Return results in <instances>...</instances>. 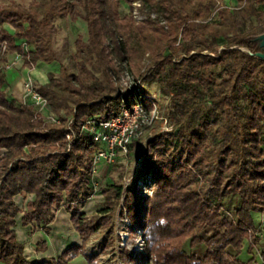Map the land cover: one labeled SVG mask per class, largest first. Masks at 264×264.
I'll return each instance as SVG.
<instances>
[{"label":"trees","instance_id":"1","mask_svg":"<svg viewBox=\"0 0 264 264\" xmlns=\"http://www.w3.org/2000/svg\"><path fill=\"white\" fill-rule=\"evenodd\" d=\"M137 1L164 18L168 29L151 19L136 24L121 15L123 3ZM222 1L39 0L26 10L0 6V48L7 43L14 52L18 41L28 42L37 69L56 61L52 20L86 23L88 42H76L79 74L66 76L64 84L51 79L38 86L54 111L63 94L73 99L76 133L85 121L111 120L136 103L150 111L141 90L118 94L115 62H127L139 77L147 54L146 85L157 84L171 99L168 117L174 128L148 143L141 173L125 192L123 186L103 190L105 215L93 222L77 206L89 197L92 156L99 146L82 136L69 150L70 119L60 118L58 126L37 121L32 107L7 93V74L0 73V264H36L24 257L15 232L22 213L15 199L28 196L35 200L24 213V227L37 225L49 234L57 209L65 207L82 239L81 246L49 264H71L81 256L97 264L87 245L103 235V252L115 246L113 214L122 198L133 231H142L146 244L145 254H124V264H256L261 230L253 215H264V60L257 54L264 48L257 33H244L233 16L263 21L264 12L256 6L264 0H237L238 13L220 10L214 16ZM139 185L150 188L151 195H143ZM231 198L239 200L233 220L224 213ZM187 243L191 250L204 246L205 254H188Z\"/></svg>","mask_w":264,"mask_h":264},{"label":"rangeland","instance_id":"2","mask_svg":"<svg viewBox=\"0 0 264 264\" xmlns=\"http://www.w3.org/2000/svg\"><path fill=\"white\" fill-rule=\"evenodd\" d=\"M33 2L28 0L7 2L4 0V5L11 4L20 9L26 10ZM256 8L264 12V5H257ZM239 9L240 6L237 0H223L214 11V16H216L220 10H226L233 14L238 13ZM120 12L122 16L127 14L130 15L136 24H141L146 20L151 19L157 21L165 28V30L168 29L166 20L159 17L151 8L144 7L141 1H137L131 6L123 3L120 7ZM233 19L239 23V29L241 28L244 30V33H257L258 38L264 35V33H260L261 26L264 25V20L261 21L257 17L245 19L238 14H234ZM51 25L52 28L50 34L52 36L56 61L51 65H38V71L43 75V79L40 80L36 77V74H34L36 84L39 87L46 85L51 79L56 80L59 84H64L66 76L78 75V65L81 60L77 56L76 42L80 38L85 43L88 42L87 25L82 20L74 22L69 18L56 17L51 21ZM148 56L149 54H147L143 60L142 65L144 68L140 70L139 77L127 62L115 60L117 67L120 69V86L118 94L125 95L129 90H141L148 100H152V103L150 102V111L156 108L159 115L158 118L154 120L153 124L144 127L141 139L134 144L128 155H120L114 164H104L100 167L99 173L95 178L96 188L91 184V189L86 191V194L89 197L77 206L78 210L93 222H99L105 215L103 212L108 203L103 195V190L112 188L113 186H123L125 192L128 186L133 184L141 173V165L146 155L148 143L163 133L172 134L174 132V128L168 117L171 99L161 95L157 84H153L149 87L146 85L145 70L149 65ZM87 67L90 71L95 73L96 77L101 82L105 84V79L100 72H96L94 67L90 64H87ZM215 72L218 76L222 73L220 69H216ZM59 105L57 111H54V108L51 107V112L59 118H67L71 120L75 109L73 99L69 95L63 94L59 99ZM2 152L3 151H0V154H2ZM138 189H140L145 196L151 195L150 188H144L139 185ZM238 202L239 200L237 198H231L227 201V211L224 210V213L230 220L234 219L235 208L238 206ZM121 213L123 218H121ZM113 215L114 221L112 226H114L116 232L115 246L108 249L106 252H103V235L93 236L90 243L87 245V252L91 255L97 256V264H124L122 261V256L124 254L129 253L131 256H135L136 254L146 253L143 232L140 230L136 232L133 231L128 213L124 208V198H122L120 203L116 204ZM245 247L247 249V242L245 243ZM257 250L258 248H254L255 255L261 263L262 254L261 252L258 254ZM184 251L188 254L195 253L202 257L205 254V247L200 246L191 250L189 243H187L184 246ZM86 264H88L87 261Z\"/></svg>","mask_w":264,"mask_h":264},{"label":"built area","instance_id":"3","mask_svg":"<svg viewBox=\"0 0 264 264\" xmlns=\"http://www.w3.org/2000/svg\"><path fill=\"white\" fill-rule=\"evenodd\" d=\"M18 47L10 52L7 43L0 48V73H9L21 69L23 75V99L20 104L32 107L35 111V119L46 125H60L61 119L51 112V104L48 99L41 96L34 77L36 64L32 62V46L26 41H18ZM150 102L152 100H149ZM152 103V102H151ZM156 108L146 112L136 103L132 109L123 108L122 111L111 120L99 118L89 119L83 123L78 133L73 129V121L70 120L66 136L69 150L77 137L89 136L99 146L92 156L91 184L96 188L95 178L102 165H112L120 155H128L130 146L139 141L143 135L144 127L153 124L158 118Z\"/></svg>","mask_w":264,"mask_h":264},{"label":"crops","instance_id":"4","mask_svg":"<svg viewBox=\"0 0 264 264\" xmlns=\"http://www.w3.org/2000/svg\"><path fill=\"white\" fill-rule=\"evenodd\" d=\"M9 2H16L19 0H5ZM38 1V0H28ZM4 0H0V6L4 5ZM5 28L12 34L15 33L14 29L6 25ZM36 77L43 79V75L35 70ZM23 75L21 69L13 70L7 73V93L10 94L19 103L23 99ZM34 196L18 197L15 199L17 206L21 209L22 213L16 218L15 232L17 239L24 245V257L36 264H49L52 260L58 259L66 250L73 246L81 245L82 241L80 235L74 229L71 220V214L65 207L57 209L55 220L48 226L50 233L47 234L42 228L37 225L24 227L22 218L24 213L28 211L30 205L34 202ZM256 228L261 230V242L258 247L257 253L262 254L261 263L255 255L256 264H264V215H253ZM42 247L44 249H42ZM71 264H86L84 257L75 259Z\"/></svg>","mask_w":264,"mask_h":264},{"label":"water","instance_id":"5","mask_svg":"<svg viewBox=\"0 0 264 264\" xmlns=\"http://www.w3.org/2000/svg\"><path fill=\"white\" fill-rule=\"evenodd\" d=\"M258 40L261 41V47L264 48V35L258 38ZM257 56L264 60V53H259Z\"/></svg>","mask_w":264,"mask_h":264}]
</instances>
